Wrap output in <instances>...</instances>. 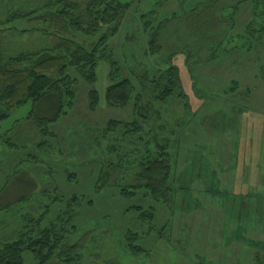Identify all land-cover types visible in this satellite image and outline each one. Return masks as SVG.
<instances>
[{"label": "rangeland", "instance_id": "obj_1", "mask_svg": "<svg viewBox=\"0 0 264 264\" xmlns=\"http://www.w3.org/2000/svg\"><path fill=\"white\" fill-rule=\"evenodd\" d=\"M40 1L12 0L10 8H0V19L6 21L8 10L13 13ZM118 1L131 7L108 46L123 64L124 76L129 78L126 68L150 73L164 69V61L174 53L171 63L179 69L185 98L155 104L160 118L145 125L148 135L143 140L141 135L140 141L118 135V142H105L102 148L94 144L98 130L111 120L133 118L132 103L106 105L105 62L99 63L93 84L70 72L77 80L76 100L65 116L48 126L49 135L39 132L31 103L8 111L0 120V239L19 224L23 227L26 219L48 212L41 224L47 227L71 210L78 227L73 241L84 237L79 264H264V39H255L258 29L250 30L254 38L245 30L253 5L243 1L234 9L241 0H221L227 3L222 12L210 5L217 0ZM232 8L231 19L227 12ZM212 17L206 35L196 37L193 32ZM169 20L159 29L161 51L145 54L148 36ZM145 22L151 23L145 27ZM37 26L29 21L4 24L0 29L10 31L0 36L3 51L32 53L53 47L58 41L53 35L20 36L13 31H51L49 24ZM75 41L89 50L96 38L76 36ZM91 91L98 97L94 111L88 107ZM146 141V148L168 146L174 163L172 202L156 204L142 192L123 199L113 187L96 191L94 160L100 150L113 144L122 148L130 158L124 161L125 180L120 184L137 187L132 154ZM137 207H155L154 225L139 221ZM128 230L142 238L136 245L143 252L136 256L125 239Z\"/></svg>", "mask_w": 264, "mask_h": 264}, {"label": "trees", "instance_id": "obj_2", "mask_svg": "<svg viewBox=\"0 0 264 264\" xmlns=\"http://www.w3.org/2000/svg\"><path fill=\"white\" fill-rule=\"evenodd\" d=\"M11 1L0 0V8L4 6L10 8ZM243 1H250L253 5L252 20L247 25L245 30L248 32H246L254 38L250 30L258 29L255 39H264V2L241 0L234 9L240 7ZM225 4H227L225 1L221 4V0L210 3L212 7L221 9L222 12ZM259 5L262 6L260 10H258ZM25 7L18 8L13 13H9L8 10L6 21L0 19V27L11 21L35 22L39 25L37 27L49 24L51 31L46 28L13 31L20 36L53 35L58 41L49 49L17 54L4 52L5 47L0 44V108L5 110L0 113V120L8 116L6 115L8 111L31 103L34 108L32 113L38 114L36 126L39 132L49 135L48 126L56 124L75 103L77 80L71 77L70 72H76L85 81L93 84L96 81V69L101 62H105L109 67L106 105L116 108L132 103L133 118L131 122L111 120L103 130H98L97 134L95 133L94 144L99 148H102L105 142H118L120 140L118 135L126 141L134 137L135 141H140L137 136L141 135L143 140L148 135L145 125L151 123L154 118H160V112L154 110V105L185 98L180 92L179 69L171 63L174 53L169 56L167 62L164 61V69L150 73L143 68H138L137 72L134 71L135 69L126 68L129 78L124 76V66L116 59L108 43L119 33L125 15L130 10V3H121L118 0H41L39 5L32 3ZM230 11L227 13L232 19L233 8ZM213 19L214 17L205 20L204 24L198 21L201 28L198 32H193L196 37L203 38L206 35L208 32L206 25L209 26ZM169 23L170 20L161 22L158 30L148 36L145 54L153 56L161 51L159 29L163 24L167 26ZM148 25L145 22L144 26L148 27ZM3 31L10 30L0 29V36ZM76 36L96 38V41L87 50L75 41ZM209 42L214 43L210 40ZM190 57L189 53L188 58ZM234 89L231 87V90ZM148 96L149 100H147ZM88 103L90 111L97 109L98 97L95 91L89 92ZM147 145L148 141L142 144L141 149H133L132 158L136 157V160L133 159V169L138 182L137 187L133 185L122 187L120 184L125 180L124 161L130 156L122 153L120 151L122 148L119 149L115 144L101 149V153L94 160L97 174L96 191L106 187L117 188L119 197L123 199L133 198L137 192H142L153 203L170 204L174 199V190L171 189L174 163L168 152V146L157 143L152 149L146 148ZM109 156L115 157L114 160H109ZM45 191L46 189L42 192L47 195ZM54 200L57 201L58 197ZM71 200L79 202L81 198ZM136 210L140 211L139 221L154 225L155 207L147 209L137 207ZM46 213L38 218L26 219L23 227L19 224L7 233L6 237H1L0 264H28L27 259L29 264H79L82 260L84 237L73 241L78 233V227L74 224L75 213L71 210L69 213L65 212L57 216L47 227H42ZM125 239L133 255L143 252L136 245V242L142 239L140 235L128 230ZM26 255L29 258H26Z\"/></svg>", "mask_w": 264, "mask_h": 264}]
</instances>
